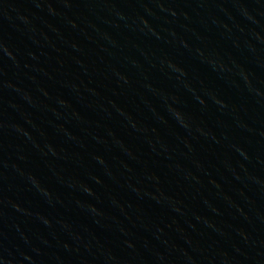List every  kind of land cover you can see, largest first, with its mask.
Wrapping results in <instances>:
<instances>
[{
    "label": "water",
    "instance_id": "obj_1",
    "mask_svg": "<svg viewBox=\"0 0 264 264\" xmlns=\"http://www.w3.org/2000/svg\"><path fill=\"white\" fill-rule=\"evenodd\" d=\"M0 264H264V0H0Z\"/></svg>",
    "mask_w": 264,
    "mask_h": 264
}]
</instances>
